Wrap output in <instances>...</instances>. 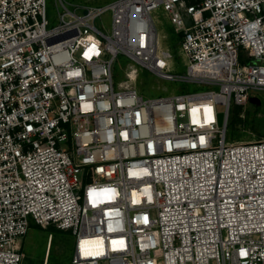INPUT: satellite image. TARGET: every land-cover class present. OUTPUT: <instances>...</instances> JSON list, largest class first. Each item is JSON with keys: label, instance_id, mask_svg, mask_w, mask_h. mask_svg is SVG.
<instances>
[{"label": "built area", "instance_id": "built-area-1", "mask_svg": "<svg viewBox=\"0 0 264 264\" xmlns=\"http://www.w3.org/2000/svg\"><path fill=\"white\" fill-rule=\"evenodd\" d=\"M61 5L49 28L46 0H0V264L25 260L31 220L72 231L71 264H264V139H227L232 101L264 89V0ZM138 66L211 88L145 99Z\"/></svg>", "mask_w": 264, "mask_h": 264}, {"label": "rangeland", "instance_id": "rangeland-1", "mask_svg": "<svg viewBox=\"0 0 264 264\" xmlns=\"http://www.w3.org/2000/svg\"><path fill=\"white\" fill-rule=\"evenodd\" d=\"M61 1L65 2L71 10H75V7L78 6L77 10L83 12L82 7L102 6L114 0H46L49 28L59 23V13L63 11ZM153 16L162 45L169 47L174 53L171 71L177 75L186 74L185 59L179 51V34L162 8L155 10ZM96 25L107 31L111 26V14L107 12L98 17ZM246 53L243 54L244 58H247ZM131 62L132 60L124 54L118 55L115 59L113 74L116 88L120 82L127 79L126 71ZM138 69L137 79L132 81V84L145 99L205 91L211 88L206 84L163 79L145 67L138 66ZM215 88L218 89V87ZM251 95L246 108L232 101L227 130V139L231 142L264 139V89H254L251 91ZM223 109L224 107L220 105L219 110ZM51 238L53 240L49 264H71L76 241V236L72 231L60 230L55 226L43 227L33 220H31V226L24 238L23 249L26 258L22 264H46Z\"/></svg>", "mask_w": 264, "mask_h": 264}, {"label": "water", "instance_id": "water-1", "mask_svg": "<svg viewBox=\"0 0 264 264\" xmlns=\"http://www.w3.org/2000/svg\"><path fill=\"white\" fill-rule=\"evenodd\" d=\"M219 124L222 126L224 125V119H225V112H220L219 115Z\"/></svg>", "mask_w": 264, "mask_h": 264}, {"label": "bare ground", "instance_id": "bare-ground-1", "mask_svg": "<svg viewBox=\"0 0 264 264\" xmlns=\"http://www.w3.org/2000/svg\"><path fill=\"white\" fill-rule=\"evenodd\" d=\"M160 36V35H159ZM161 38V37H160ZM161 40V39H160ZM206 110H208L209 111V107H206L205 108ZM209 115V114H208ZM199 119V118H198ZM52 240H53V238H51V241H50V247H49V253H48V259H47V262H46V264H49V260H50V255H51V246H52Z\"/></svg>", "mask_w": 264, "mask_h": 264}, {"label": "trees", "instance_id": "trees-1", "mask_svg": "<svg viewBox=\"0 0 264 264\" xmlns=\"http://www.w3.org/2000/svg\"><path fill=\"white\" fill-rule=\"evenodd\" d=\"M193 2L195 1V0H192ZM242 60H244L243 58H242Z\"/></svg>", "mask_w": 264, "mask_h": 264}]
</instances>
